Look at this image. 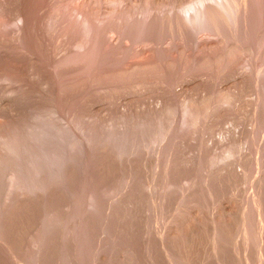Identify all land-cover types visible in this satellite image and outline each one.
<instances>
[{"label": "rangeland", "instance_id": "374dc122", "mask_svg": "<svg viewBox=\"0 0 264 264\" xmlns=\"http://www.w3.org/2000/svg\"><path fill=\"white\" fill-rule=\"evenodd\" d=\"M0 264H264V0H0Z\"/></svg>", "mask_w": 264, "mask_h": 264}, {"label": "bare ground", "instance_id": "6f19581e", "mask_svg": "<svg viewBox=\"0 0 264 264\" xmlns=\"http://www.w3.org/2000/svg\"><path fill=\"white\" fill-rule=\"evenodd\" d=\"M205 1H206V0H205ZM207 1H208V0H207ZM198 2H199V1H198ZM200 2H201V1H200ZM202 2H203V1H202ZM171 3H172V2H171ZM177 3H178V2H177ZM192 3H193V2H192ZM204 3H205V2H204ZM205 4H206V3H205ZM226 4H227V3H226ZM187 5H188V4H187ZM187 5H186V6H187ZM191 5H192V4H191ZM193 5H194V3H193ZM199 5H200V4H199ZM177 6H178V5H177ZM179 6H180V3H179ZM182 6H183V5H182ZM200 6H201V5H200ZM205 6H206V5H205ZM188 7H190V6H188ZM206 7H207V6H206ZM206 7L204 8V11L207 10ZM78 8H79V7H78ZM190 8H191V7H190ZM194 8H195V6H194ZM201 8H202V7H201ZM76 9H77V8H76ZM79 9H80V8H79ZM210 9H211V8H210ZM210 9H208V10H210ZM77 10H78V9H77ZM170 10H171V9H170ZM187 10H188V9H187ZM194 10H195V9H194ZM194 10H193V12H194ZM197 10H198V9H197ZM200 10H201V9H200ZM208 10L206 11V15H207L206 18H207V21H205V22H208L209 25H210L212 22H211V20H210V21L208 20V15H209ZM81 11H82V10H81ZM81 11H80V12H81ZM153 11H154V12L151 11V15H150V17H149V20L147 21V24H148V26H150V27H151V25H152V26L154 25L153 22L156 23V21H155V20H156V19H155L156 17H155V15H153V14H155V9H153ZM169 12H170V11H169ZM189 12H190V11H189ZM84 13H85V12L83 11L82 14H84ZM184 13H185V12H184ZM190 13H191V12H190ZM195 13H196V12H195ZM198 13H199V12H198ZM204 13H205V12H204ZM174 14H175V13H174ZM186 14H188V13H186ZM186 14H185V15H186ZM200 14H201V13H200ZM202 14H203V13H202ZM212 14H213V13H212ZM212 14H211V15H212ZM203 15H204V14H203ZM203 15H202V16H203ZM238 15H239V14H238ZM186 16H187V15H186ZM188 16H189V15H188ZM199 16H201V15H199ZM209 16H210V15H209ZM182 17H183V16H182ZM204 17H205V16H204ZM237 17H238V16L236 15V18H235L236 20H234V21H236V23H237V25H238V23L240 22L239 19H242V15H240L241 18H240V17L237 18ZM199 18H200V17H199ZM183 19H184V18H183ZM188 19H190V17H189ZM209 19H210V17H209ZM186 20H187V19H186ZM204 20H205V19H204ZM204 20H203V21H204ZM191 21H192V20H191ZM188 22H189V21H188ZM195 22H196V21H195ZM197 22H198V21H197ZM198 24H199V23H198ZM201 24H202V23H201ZM205 24H206V23H205ZM209 25L207 24V26H206V28H205V30H204V34H203V35H205V34H206V35L202 37V41H204V40H208V39L210 40V37H211L212 34L218 35L217 30L214 29V28H210ZM112 31H113V30H112ZM115 31H116V30H115ZM202 32H203V31H202ZM216 39H217V38H216ZM200 41H201V40H200ZM210 41H211V40H210ZM205 42H206V41H205ZM201 45H202V44H201ZM231 45H232V44H231ZM233 45H234V44H233ZM235 46H236V45H235ZM241 46H242V45H241ZM232 48H235V47H232ZM236 49H237V50H239V49L241 50L240 46H239V47L237 46V47L235 48V50H236ZM233 50H234V49H233ZM226 56H227V55H226ZM222 57H223V56H222ZM141 61H142V60H141ZM142 62H144V61H142ZM137 63H138V61H137ZM146 63H147V62H145V64H142V63H139V64H142V66H144V65H146ZM134 64L136 65V63H134ZM133 66H134V65H133ZM140 66H141V65H140ZM142 66H141V67H142ZM131 69H133V68L131 67ZM165 81H166V79H165Z\"/></svg>", "mask_w": 264, "mask_h": 264}]
</instances>
